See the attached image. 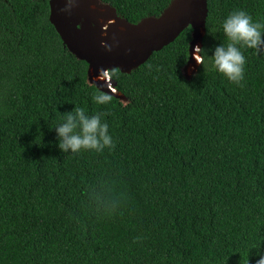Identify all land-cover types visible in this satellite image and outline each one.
Returning a JSON list of instances; mask_svg holds the SVG:
<instances>
[{
	"label": "trees",
	"instance_id": "trees-1",
	"mask_svg": "<svg viewBox=\"0 0 264 264\" xmlns=\"http://www.w3.org/2000/svg\"><path fill=\"white\" fill-rule=\"evenodd\" d=\"M171 1L170 13L177 0L67 5L88 31L110 9L104 2L135 23L161 16ZM207 7L203 64L193 52L184 73L188 28L130 73L108 71L126 100L100 105L89 64L46 24L49 0H0V264H256L264 253V46L259 56L241 49L243 86L213 70L210 57L226 42L228 15L243 10L264 23V0ZM100 28L105 38L127 35L113 15ZM75 107L105 113L113 149L60 150L56 127Z\"/></svg>",
	"mask_w": 264,
	"mask_h": 264
},
{
	"label": "clouds",
	"instance_id": "clouds-1",
	"mask_svg": "<svg viewBox=\"0 0 264 264\" xmlns=\"http://www.w3.org/2000/svg\"><path fill=\"white\" fill-rule=\"evenodd\" d=\"M69 4L71 5V0ZM222 30L226 42L220 43L213 50L210 57L212 68L231 83L243 86L241 82L245 76L246 58L241 49H253L256 55L261 54V47L264 46V23L254 22L246 12L237 10L224 20ZM196 59L203 64L201 59ZM93 100L96 104L103 105L110 103L112 96L106 92H98L93 95ZM103 115L105 113L100 112L88 115L80 107L65 113L63 122L56 127L60 150L64 153L71 150L72 154H76L81 151L103 152L106 148L113 149V137L109 134V125L102 122ZM256 264H264V253L258 255Z\"/></svg>",
	"mask_w": 264,
	"mask_h": 264
},
{
	"label": "bare ground",
	"instance_id": "bare-ground-1",
	"mask_svg": "<svg viewBox=\"0 0 264 264\" xmlns=\"http://www.w3.org/2000/svg\"><path fill=\"white\" fill-rule=\"evenodd\" d=\"M67 1L68 0H58L56 2L58 7L56 10L53 11L52 21L54 22L57 28L59 27V19L61 20L65 28L69 27L70 25H72L73 27L79 25V23L76 21L74 17L73 11L67 5ZM188 4H189V0H177L176 5L171 10V12L167 14V17L165 18L163 23L160 24V26L156 22L151 20L141 23L139 26H130L125 21H121L116 16L115 12L112 9L97 14L100 15V17H98L96 23L93 21V24L90 25L88 31H85L82 28L80 29V31H76V38L80 39V41H82L83 44H86L87 49L92 53V56L90 57V62H91L90 71H89L90 78L93 79L94 82H101V84L103 83L104 88L113 91L111 80L106 74L105 69H107L110 66H120L123 69H127L132 64L139 62L146 55L144 52H139L133 57L132 56L129 57L127 55L118 56L116 60L115 58L112 57H106L101 53L94 55L92 49L98 48L97 45L95 44L96 42L98 43V46L100 45L99 48L104 51L105 49L108 50L110 45L115 46V48L119 47L121 44L127 46V45H132L131 43H129L130 41L134 43V42H139L142 39L153 37L156 34V32L161 28V26L173 20L177 16V14L182 12V10ZM64 9H68V10L64 11ZM204 14H205L204 1L196 0L193 9L191 10V14L189 15V17L186 18V22H189V24H191L188 26H194V42L192 44L191 56L193 52L195 54L199 52L201 36L204 30L203 19L201 18V16H204ZM107 15L114 16L116 22L124 28V30L127 32V36H129L130 39H126V36H116L113 34L112 30L109 31L110 36L108 38H105L102 35L100 24L102 17ZM59 33L61 34L62 38H65L61 30H59ZM102 74H106V75H102Z\"/></svg>",
	"mask_w": 264,
	"mask_h": 264
},
{
	"label": "water",
	"instance_id": "water-1",
	"mask_svg": "<svg viewBox=\"0 0 264 264\" xmlns=\"http://www.w3.org/2000/svg\"><path fill=\"white\" fill-rule=\"evenodd\" d=\"M57 1L58 0H49V16H48L49 20L46 19V24L50 27H53L54 32H55L54 33L55 36H57L58 39L60 38L59 40H61L60 41L61 44L65 48H67V50L70 53H72L77 59L83 60L89 64L88 81L90 84L96 86L102 92H106L109 95L114 96L118 99L126 100L125 96L117 93V91H116L117 83L114 80L110 79L111 83H112V88H113V91H110L107 88H104L103 83L101 84V82H94L93 79L90 78V76H89L90 65H91L90 57L92 56V53L87 49L86 44H83V42L80 41V39L76 38V31H80V29L82 27V23H80L78 26H75V27L70 25L69 27L65 28L63 26L61 20L59 19V27L57 28L56 25L54 24V22L52 21L53 11L56 10L58 7L56 4ZM195 1L196 0H189V4L182 10V12L177 14V16L173 20H171L169 23L161 26V28L156 32V34L153 37H150L147 39H142L141 41L134 42V43L130 41L129 43H131L132 45H127V46L121 44L119 47L115 48V46L110 45L111 50H109V48H108V50L105 49L104 51L99 48L100 45L98 46V43L96 42L95 44L97 45L98 48L92 49L94 55L101 53L102 55H105L106 57H112V58H115V60H116L118 56L127 55L129 57H131V56L133 57L139 52H144L146 54L145 57L142 58L139 62L132 64L127 69H123L120 66H110L107 69H105L106 74L108 73V71H111L114 69H119L123 73H130L135 68L146 63L155 52L161 51L163 48H165L166 46L173 43L180 36V34L183 31L190 28L191 29V40H190V47H189V60L187 62L186 68L184 70V73H185L187 66L189 64V61H190L192 44L194 42V26H191V27L188 26L191 24H189V22H186V18L189 17V15L191 14V10L193 9ZM203 1L205 4V14H204V16H201V18L203 19V29L204 30H203V34L201 36L199 54H200V49L202 46V37L205 34V19L207 17V13H208L207 0H203ZM103 4L106 7L112 9L119 19L124 20L130 26H133V25H136L139 23H144V22L150 21V20L156 22L160 26V24H162L163 21L165 20V18L167 17L169 9H171L170 7L172 4V1L170 2L169 6L165 9V11L162 13L161 16H159V17H147V18H144L140 21H136L135 23H131L128 20H126L125 18L118 16L117 10L114 7L110 6L109 4H105V2ZM59 30L62 31L65 38H62L61 34L59 33ZM129 39H130V37H129ZM112 47H114V48H112ZM200 59L202 60L201 54H200ZM199 65H201L200 62H199ZM199 65H198V67H199ZM197 68L195 69V73L197 71ZM192 72H191V74H192Z\"/></svg>",
	"mask_w": 264,
	"mask_h": 264
},
{
	"label": "rangeland",
	"instance_id": "rangeland-1",
	"mask_svg": "<svg viewBox=\"0 0 264 264\" xmlns=\"http://www.w3.org/2000/svg\"><path fill=\"white\" fill-rule=\"evenodd\" d=\"M94 22L96 23V21H94ZM92 24H93V23H92ZM118 32H119V31H118ZM120 33H121V35H122V34H123V35L125 34V33L119 32V35H120ZM125 35H126V34H125ZM126 39H129V36L126 35ZM107 75H108V77H109V74H108V73H107ZM109 79H111V78L109 77Z\"/></svg>",
	"mask_w": 264,
	"mask_h": 264
}]
</instances>
